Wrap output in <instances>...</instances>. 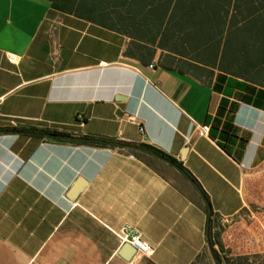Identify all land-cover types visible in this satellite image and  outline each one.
Masks as SVG:
<instances>
[{
  "label": "crops",
  "instance_id": "1",
  "mask_svg": "<svg viewBox=\"0 0 264 264\" xmlns=\"http://www.w3.org/2000/svg\"><path fill=\"white\" fill-rule=\"evenodd\" d=\"M205 42L195 51L193 38L129 37L49 0H0V129L144 148L0 135V264H194L210 252V207L228 224L225 249L264 254V223L245 216L264 178V89L222 72L218 39ZM124 232L152 256L130 259Z\"/></svg>",
  "mask_w": 264,
  "mask_h": 264
},
{
  "label": "trees",
  "instance_id": "2",
  "mask_svg": "<svg viewBox=\"0 0 264 264\" xmlns=\"http://www.w3.org/2000/svg\"><path fill=\"white\" fill-rule=\"evenodd\" d=\"M49 1L51 6L61 13L90 21L133 38H193L195 51L207 46L205 41H213L217 38L216 46L222 51L219 69L264 89V0ZM194 59L210 65H215L217 61L205 57ZM0 135H21L58 144L97 149L122 148L130 151L144 149L142 146L110 139L78 138L60 132L35 129H0ZM145 149L178 165L176 161L158 150ZM190 177L196 182L192 176ZM205 198L208 200L207 197ZM210 217L209 243L215 249L211 256L216 264H264V254L235 258L226 255L222 258L216 247L227 254L220 241L224 229L220 225H215V215L211 207ZM215 228L219 232H213ZM203 257L205 255L194 264Z\"/></svg>",
  "mask_w": 264,
  "mask_h": 264
},
{
  "label": "rangeland",
  "instance_id": "3",
  "mask_svg": "<svg viewBox=\"0 0 264 264\" xmlns=\"http://www.w3.org/2000/svg\"><path fill=\"white\" fill-rule=\"evenodd\" d=\"M248 207H249V211H247L245 214L246 221L249 224L256 223L258 225L260 224V222L264 223V178L259 179L253 185L252 195L249 197ZM227 227H228V224H224L222 226V228L224 229L222 233H224V231ZM244 230L246 231V229H243L240 232L241 236H244V233H243ZM216 232H219V230H217ZM242 244H244V243H241V246H243ZM241 246H239V247H241ZM223 247L225 248L224 245H223ZM216 250L222 258H224L226 255L229 256V258H235V257H237L238 254H240V251L232 252V251L227 250V249H225V252L227 254H224L218 246L216 247ZM197 264H216V263L212 259L211 252H209Z\"/></svg>",
  "mask_w": 264,
  "mask_h": 264
},
{
  "label": "built area",
  "instance_id": "4",
  "mask_svg": "<svg viewBox=\"0 0 264 264\" xmlns=\"http://www.w3.org/2000/svg\"><path fill=\"white\" fill-rule=\"evenodd\" d=\"M8 60L12 64H15L18 61V58L14 55H10L8 57ZM77 120L81 124L84 123V118L82 115L78 116ZM200 132L202 133V135H207L210 132V127H203L201 128ZM122 236H123L122 240L135 249L137 256H140L143 258H149L152 256L153 250L147 243H145L142 240L140 235L129 236L127 232H124Z\"/></svg>",
  "mask_w": 264,
  "mask_h": 264
},
{
  "label": "water",
  "instance_id": "5",
  "mask_svg": "<svg viewBox=\"0 0 264 264\" xmlns=\"http://www.w3.org/2000/svg\"><path fill=\"white\" fill-rule=\"evenodd\" d=\"M185 151H187V149H186ZM209 246H210V251H211V253L214 254V250H215V249H214L211 245H209ZM130 249L133 251V254L130 252V259H131V258H133L134 255L136 254L135 249L132 248L129 244H127V246L124 248V252H129Z\"/></svg>",
  "mask_w": 264,
  "mask_h": 264
}]
</instances>
